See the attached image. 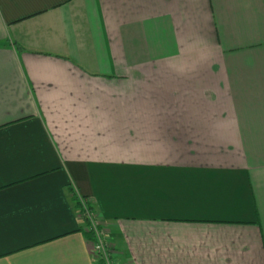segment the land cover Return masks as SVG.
Returning <instances> with one entry per match:
<instances>
[{"label":"crops","instance_id":"0c3cea01","mask_svg":"<svg viewBox=\"0 0 264 264\" xmlns=\"http://www.w3.org/2000/svg\"><path fill=\"white\" fill-rule=\"evenodd\" d=\"M264 264V0H0V264Z\"/></svg>","mask_w":264,"mask_h":264},{"label":"built area","instance_id":"2783aa9c","mask_svg":"<svg viewBox=\"0 0 264 264\" xmlns=\"http://www.w3.org/2000/svg\"><path fill=\"white\" fill-rule=\"evenodd\" d=\"M84 214L89 221L88 229L93 233V253L97 260V263L114 264L111 257V247L105 240L103 232L99 228L94 212L85 208Z\"/></svg>","mask_w":264,"mask_h":264},{"label":"trees","instance_id":"16d2710c","mask_svg":"<svg viewBox=\"0 0 264 264\" xmlns=\"http://www.w3.org/2000/svg\"><path fill=\"white\" fill-rule=\"evenodd\" d=\"M68 193L70 194L71 200L74 203L75 208L77 209L78 213L80 214L83 224H84V234L88 240H90L92 243L94 241L93 233L91 230L88 229L89 227V221L85 217V208L88 210H91L93 212V207L88 201V199L85 196H79L75 189L72 186L68 187ZM85 207V208H84Z\"/></svg>","mask_w":264,"mask_h":264},{"label":"rangeland","instance_id":"374dc122","mask_svg":"<svg viewBox=\"0 0 264 264\" xmlns=\"http://www.w3.org/2000/svg\"><path fill=\"white\" fill-rule=\"evenodd\" d=\"M94 212V211H93ZM100 228V227H99ZM101 230V229H100ZM102 231V230H101ZM104 235V234H103Z\"/></svg>","mask_w":264,"mask_h":264}]
</instances>
